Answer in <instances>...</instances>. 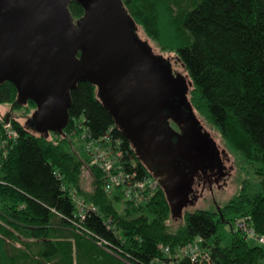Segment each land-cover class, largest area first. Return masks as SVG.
I'll use <instances>...</instances> for the list:
<instances>
[{
  "label": "trees",
  "instance_id": "trees-1",
  "mask_svg": "<svg viewBox=\"0 0 264 264\" xmlns=\"http://www.w3.org/2000/svg\"><path fill=\"white\" fill-rule=\"evenodd\" d=\"M119 2L133 25V37L161 61L171 83L184 89L191 110L252 168L259 191L250 193L249 182L243 180L225 205L182 212V222L174 230L168 225L175 218L171 200L161 185L148 203L129 206L118 194L105 193L101 171L89 165L92 190L83 192L79 185L84 161L71 143L84 128L93 139L109 131L112 140L119 141L125 170H134L137 178L154 177L120 130L98 86L85 79L70 90L68 120L63 134H58L35 130L32 113L21 123L15 112L34 111L36 104L19 99L14 84L4 80L0 105L10 106L9 122L17 138L5 142L6 115L1 114L0 264H264V247L235 230L236 220L245 218L255 234L264 235V0ZM69 11L75 20L83 15L76 3ZM134 26L141 27L160 53L173 54L185 74L173 73L169 59L154 54ZM196 126L197 130L185 127L182 134L185 141L198 144L192 162L182 166L190 164L188 199L195 197L192 187L199 177L206 180L223 167L216 144L199 122ZM71 190L93 207L82 221ZM225 226L227 244L221 237ZM197 237L203 240L208 262L176 256L179 247ZM98 240L107 241L109 251L98 246ZM159 245L168 246L169 253Z\"/></svg>",
  "mask_w": 264,
  "mask_h": 264
},
{
  "label": "water",
  "instance_id": "water-1",
  "mask_svg": "<svg viewBox=\"0 0 264 264\" xmlns=\"http://www.w3.org/2000/svg\"><path fill=\"white\" fill-rule=\"evenodd\" d=\"M71 3L83 10L77 20L69 11ZM130 22L119 0H0V82H11L19 99L36 104L30 117L35 130L63 134L70 90L81 80L92 81L137 157L143 163L157 158V175L151 173L167 192L173 216H180L183 205H193L203 186L210 192L227 188L231 165L222 161L211 184L200 178L192 190L195 197L188 199L190 184L182 166L192 162L198 144L183 135L173 142L163 111L176 98L174 104L189 112L191 130L198 129L199 121L184 89L171 83L161 61L133 37ZM167 59L173 73L184 75L177 60Z\"/></svg>",
  "mask_w": 264,
  "mask_h": 264
},
{
  "label": "built area",
  "instance_id": "built-area-1",
  "mask_svg": "<svg viewBox=\"0 0 264 264\" xmlns=\"http://www.w3.org/2000/svg\"><path fill=\"white\" fill-rule=\"evenodd\" d=\"M6 143L17 138V132L10 122L3 124ZM109 131L99 139H93L86 131V128L76 134L83 143L85 154L90 165L97 167L102 174L103 188L108 196L118 194L121 202H126L129 206L138 207L148 203L159 188V183L155 177L137 178L135 171H126L122 162V151L118 140H112ZM131 167H135L131 164ZM69 196L74 203L79 219L84 220L86 213L93 210L91 204H87L77 193L70 191ZM235 230H239L245 239L252 240L264 247V235H257L253 228L247 224L245 218H239L235 222ZM117 234V232H115ZM202 238H196L192 242L177 249L176 256L188 257L193 263L197 261H209L207 250L201 247ZM98 246L109 251L108 242L98 240ZM164 253H169V247L159 245Z\"/></svg>",
  "mask_w": 264,
  "mask_h": 264
},
{
  "label": "rangeland",
  "instance_id": "rangeland-1",
  "mask_svg": "<svg viewBox=\"0 0 264 264\" xmlns=\"http://www.w3.org/2000/svg\"><path fill=\"white\" fill-rule=\"evenodd\" d=\"M136 30H137V33H136L137 37L139 38L142 37L144 39H147L148 44L151 45L152 49L157 54H162L165 58H167L168 56H170L171 58H174L173 54L160 53V51L155 46V44L145 36L140 26H137ZM183 73L185 74L184 70H183ZM9 111H10L9 105H0V115L1 114L7 115ZM32 111L33 110L27 111L25 108H22L21 110L15 112V114L17 118L19 119V121L23 123L25 121V118L30 116ZM195 116L200 122V124L203 126V130L210 135V137L216 144L217 148L219 149L218 154H219L220 160L227 162V165H231V173H230L231 178L229 179L228 187L220 191L211 188V192H210V190L207 189L206 186H203L199 193L200 196L196 198L193 205L189 204V205H186L185 207L183 205L180 214L184 211H192L195 209L213 210L216 207V205H219V206L225 205L230 199H232L238 193L243 180H247L249 182L250 193L259 191V184L255 177V174L253 173L252 168L246 163H244L241 157L237 153L231 151L227 147L225 142L220 137L219 133L212 126L206 123L204 119L200 117L198 114H195ZM71 144H72L71 145L72 150L78 153L79 157L83 159L84 161L83 162L84 168L82 171V176H81L80 185H79L80 189L83 192H90L92 190V175L90 174V171H89L90 164L87 160V157L84 151L85 148L83 146V143L79 140L78 136L73 137V141ZM74 191L78 195H80L77 192V190H73V192ZM212 196H213V199H212ZM213 200L215 203L213 202ZM175 218L176 219L173 218L168 222V225L170 229L172 230L176 229L182 222L181 220L178 219L179 216H175ZM221 237L223 239V244H227L229 242L230 235H229L228 226H225L224 229L222 230ZM6 241L11 244L10 240L6 239ZM249 244L253 245L254 243L249 241ZM16 247H20V246L16 245Z\"/></svg>",
  "mask_w": 264,
  "mask_h": 264
},
{
  "label": "flooded vegetation",
  "instance_id": "flooded-vegetation-1",
  "mask_svg": "<svg viewBox=\"0 0 264 264\" xmlns=\"http://www.w3.org/2000/svg\"><path fill=\"white\" fill-rule=\"evenodd\" d=\"M174 102H178V99H174V101H172V105L170 108L169 106L165 107L163 113H164V118H165V123L166 125L169 127L170 133L171 135H173V142H175L177 139V136L179 135L180 137H182V134H184V128L187 127L188 130H191V128L189 126H191V124L189 123V121H186V111L185 108L183 107L182 110L178 107V105ZM176 107V108H175ZM178 109V110H177ZM130 144L132 145V143L130 142ZM156 159H152V160H145V165L146 167L149 169V171L151 172H155L157 175V170H158V166L156 163ZM161 164V163H159ZM162 166V164H161ZM187 167V166H186ZM183 168V171L186 170V172L189 171L190 168ZM188 167H190V165H188ZM217 175L219 174H215V175H210L209 177L206 176V180L209 182V180L211 181L213 178H215ZM200 179V177H199ZM199 182L195 183L192 187V190L194 188H196L198 186ZM209 184H211L209 182Z\"/></svg>",
  "mask_w": 264,
  "mask_h": 264
},
{
  "label": "crops",
  "instance_id": "crops-1",
  "mask_svg": "<svg viewBox=\"0 0 264 264\" xmlns=\"http://www.w3.org/2000/svg\"><path fill=\"white\" fill-rule=\"evenodd\" d=\"M73 192V190H71ZM75 192V191H74ZM76 193V192H75Z\"/></svg>",
  "mask_w": 264,
  "mask_h": 264
}]
</instances>
